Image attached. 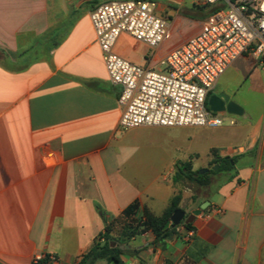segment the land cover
Listing matches in <instances>:
<instances>
[{
  "label": "crops",
  "instance_id": "1",
  "mask_svg": "<svg viewBox=\"0 0 264 264\" xmlns=\"http://www.w3.org/2000/svg\"><path fill=\"white\" fill-rule=\"evenodd\" d=\"M109 1L0 0V264H33L41 253L77 264L130 204L162 216L182 190L179 167L197 171L199 154H187L179 127L121 129V87L91 21ZM142 1L156 3L172 39L152 48L124 33L114 52L151 69L216 11L202 0ZM257 66L239 57L210 93L229 95L245 112L234 116L240 139L209 146L200 166L239 157L235 169L211 177L190 202L181 193L187 216L205 201L209 208L162 244L152 232L133 238L122 246L123 264H264V113L254 121L247 110L264 95Z\"/></svg>",
  "mask_w": 264,
  "mask_h": 264
},
{
  "label": "built area",
  "instance_id": "2",
  "mask_svg": "<svg viewBox=\"0 0 264 264\" xmlns=\"http://www.w3.org/2000/svg\"><path fill=\"white\" fill-rule=\"evenodd\" d=\"M202 1L216 6V11L202 24L199 34L172 49L160 62L162 72L136 65L114 52L124 33L152 48L172 39L168 21L156 15V3L113 0L91 13L110 80L121 87V129L220 127L223 121L207 104L218 79L243 55L264 69V0ZM194 234L189 231V237ZM59 263L52 253L33 259V264Z\"/></svg>",
  "mask_w": 264,
  "mask_h": 264
},
{
  "label": "trees",
  "instance_id": "3",
  "mask_svg": "<svg viewBox=\"0 0 264 264\" xmlns=\"http://www.w3.org/2000/svg\"><path fill=\"white\" fill-rule=\"evenodd\" d=\"M238 159L239 157H216L212 167L219 165V170L215 172L210 169L204 174L192 171L189 165L179 167L177 180L186 179L196 183L200 188H206L211 183L210 174L232 172ZM181 199V193L175 195L169 208L162 216H155L147 208L141 210L140 202L134 201L118 217L106 224L105 231L98 237L93 247L81 257L79 263L97 264L99 261L105 260L108 264H123L121 256L125 250L122 249V246L133 238L148 232L154 234L157 245L162 244L171 236L175 228L171 226V217L174 211L180 208ZM192 226V224L185 225L187 229H191Z\"/></svg>",
  "mask_w": 264,
  "mask_h": 264
},
{
  "label": "rangeland",
  "instance_id": "4",
  "mask_svg": "<svg viewBox=\"0 0 264 264\" xmlns=\"http://www.w3.org/2000/svg\"><path fill=\"white\" fill-rule=\"evenodd\" d=\"M257 67L262 69L260 65H258ZM155 70L162 72L164 71V68L155 69ZM253 98H254V105L252 106V108L247 107V110H249L250 112L251 119L255 121L259 118V116L262 113H264V95L259 92L256 93ZM215 115L223 121L222 126L215 128L180 127V129L177 130L178 133L180 134V137L184 136L186 139L187 154L189 153V150H191V152L199 154L198 158L193 157L195 158L194 166L197 171H200L201 168L200 166L205 164L207 160V156H208L207 150L209 146H213L219 143L223 144L222 142L230 141V138L238 139V140L240 139L239 136L238 138H235L236 136L232 135L234 129L238 128L241 124V120L239 118L234 117L228 113H218ZM231 121L233 122V124H231ZM221 174H223L222 177H226L227 176L226 174H228V172H221ZM210 175L211 177H214L213 174ZM181 182L183 183L182 190H178L177 193L178 192L184 193V195L188 197L187 202H190L192 198H194L197 194H199L202 191V189L194 182H191L186 179L181 180Z\"/></svg>",
  "mask_w": 264,
  "mask_h": 264
},
{
  "label": "water",
  "instance_id": "5",
  "mask_svg": "<svg viewBox=\"0 0 264 264\" xmlns=\"http://www.w3.org/2000/svg\"><path fill=\"white\" fill-rule=\"evenodd\" d=\"M207 104L209 110L215 114L228 113L233 116L241 117L245 112L243 107H241L238 103L232 100L229 95L225 93L210 95ZM212 170L215 172L218 171L219 165L214 166ZM208 171L209 169H202L199 171V174H204ZM209 205V201L203 202L198 209L193 210L188 216L182 209H177L176 211H174L171 217V226L177 227L182 223L184 225L192 224L195 219L209 207Z\"/></svg>",
  "mask_w": 264,
  "mask_h": 264
}]
</instances>
